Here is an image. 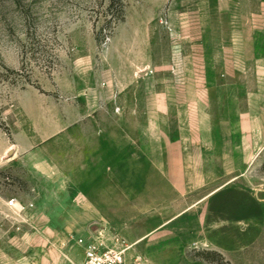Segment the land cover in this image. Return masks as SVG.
I'll list each match as a JSON object with an SVG mask.
<instances>
[{"label":"rangeland","instance_id":"obj_1","mask_svg":"<svg viewBox=\"0 0 264 264\" xmlns=\"http://www.w3.org/2000/svg\"><path fill=\"white\" fill-rule=\"evenodd\" d=\"M112 1L0 0V264H264V0Z\"/></svg>","mask_w":264,"mask_h":264},{"label":"crops","instance_id":"obj_2","mask_svg":"<svg viewBox=\"0 0 264 264\" xmlns=\"http://www.w3.org/2000/svg\"><path fill=\"white\" fill-rule=\"evenodd\" d=\"M215 191H213V192H215ZM213 192H211L209 195H211ZM220 192H218V193H220ZM217 194H214L211 197H214ZM211 197H209V198H211ZM195 206L196 205H193V206L185 209L178 216L174 217L173 219H171L170 221H168L167 223H165L162 226V227L169 226L171 228L172 227L174 228V226H177L176 230L178 231V236H179V241H180L179 244H189V245H193V246H198L199 244L204 245L203 243H201L203 241L205 242V230H204L203 221L199 217L196 220H195V217H192V218L187 217L189 215L188 212L191 211ZM157 230H155L152 233H150L149 235H147L146 240L151 239L154 235H156ZM150 236H151V238H149ZM203 237H204V240H203ZM192 239L194 240L193 242L190 241Z\"/></svg>","mask_w":264,"mask_h":264},{"label":"built area","instance_id":"obj_3","mask_svg":"<svg viewBox=\"0 0 264 264\" xmlns=\"http://www.w3.org/2000/svg\"><path fill=\"white\" fill-rule=\"evenodd\" d=\"M14 205V202H11ZM79 243L85 246L86 262L85 264H122L121 252H115L109 248L101 250L95 243L87 244L85 240L81 239Z\"/></svg>","mask_w":264,"mask_h":264},{"label":"trees","instance_id":"obj_4","mask_svg":"<svg viewBox=\"0 0 264 264\" xmlns=\"http://www.w3.org/2000/svg\"><path fill=\"white\" fill-rule=\"evenodd\" d=\"M116 0H113L111 3H110V7H116L115 5H116ZM121 3H122V1L121 0H118V4L121 6Z\"/></svg>","mask_w":264,"mask_h":264}]
</instances>
